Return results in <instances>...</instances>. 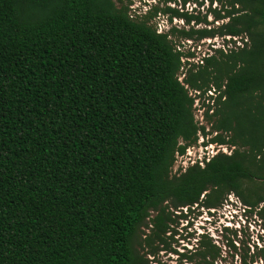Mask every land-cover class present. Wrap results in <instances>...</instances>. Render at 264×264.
Masks as SVG:
<instances>
[{
    "label": "trees",
    "instance_id": "1",
    "mask_svg": "<svg viewBox=\"0 0 264 264\" xmlns=\"http://www.w3.org/2000/svg\"><path fill=\"white\" fill-rule=\"evenodd\" d=\"M116 1L0 0V264H148L159 245L212 264L208 233L172 248L179 223L229 195L264 218V0ZM215 37L242 45L181 50ZM200 134L230 153L172 173Z\"/></svg>",
    "mask_w": 264,
    "mask_h": 264
},
{
    "label": "rangeland",
    "instance_id": "2",
    "mask_svg": "<svg viewBox=\"0 0 264 264\" xmlns=\"http://www.w3.org/2000/svg\"><path fill=\"white\" fill-rule=\"evenodd\" d=\"M116 2V5L119 3ZM121 4L129 7L130 16L134 17L138 10L141 11L148 5L151 0H120ZM155 2V0H154ZM206 4V3H205ZM204 4V6H205ZM168 6L173 7L172 4ZM214 5H212L213 7ZM160 7V6H159ZM179 8L178 6H174ZM194 8V5H186L184 11L190 12ZM199 10L200 15L204 13L205 7L203 9L196 7ZM156 18L152 20V23L156 27L157 31L160 33L167 32L171 26H176L178 28H183V22L179 19H173L171 23L167 21L164 16L156 15ZM208 22L212 24L207 26V28H213L220 25L222 22H214L213 17L209 16L207 18ZM226 22V20H224ZM190 26H193L192 24ZM205 28V25L196 26L195 28ZM229 37H215L212 39H205L202 41H183L181 50L185 52L193 53V58L190 59L192 63H201L203 57L213 54L214 48H223V45L227 47L241 46L242 43L239 39L236 40L235 44L229 43ZM228 42V43H227ZM183 78V75L180 79ZM210 94H214L213 92ZM210 94L206 93L202 97H195V119L200 125L206 126V131H210V123L205 117L207 108L212 106V100L208 99ZM211 114V111H208ZM214 135V134H213ZM208 138L203 137L201 134L195 145L188 147L185 155L179 156L178 160L172 168V173L177 170H183L185 167L193 164L197 160H201L217 151H223L225 153H230L229 148H219L214 145L205 146L204 143L207 142ZM264 206V204H261ZM260 205V206H261ZM259 206V208H260ZM190 215V225H186L184 220L180 225L176 227L177 231L174 233L172 239H169L172 248L177 249V251H182L183 247L191 248L195 246L197 235L199 233H208L214 242L221 247L220 256L217 257L212 264H264V218H262L258 209L252 211L251 213L246 212L245 208L240 204V202L229 195L227 201L224 205L217 210H212L211 213H207L206 210H199L197 213L193 211ZM149 229L143 228L144 234H149ZM189 233V234H188ZM144 236V235H143ZM140 253H145L147 248L145 246L139 247ZM157 253L153 256L145 255V259L149 262L148 264H155L154 262H159L161 264H201L199 260L195 259L192 262H185L173 253L169 251L164 252L161 245L157 248Z\"/></svg>",
    "mask_w": 264,
    "mask_h": 264
},
{
    "label": "flooded vegetation",
    "instance_id": "3",
    "mask_svg": "<svg viewBox=\"0 0 264 264\" xmlns=\"http://www.w3.org/2000/svg\"><path fill=\"white\" fill-rule=\"evenodd\" d=\"M155 263V262H154Z\"/></svg>",
    "mask_w": 264,
    "mask_h": 264
}]
</instances>
